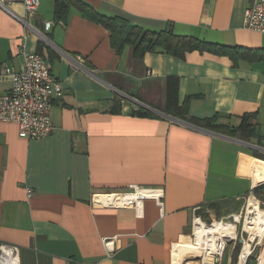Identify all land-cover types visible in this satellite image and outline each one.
I'll use <instances>...</instances> for the list:
<instances>
[{"label":"crops","instance_id":"obj_1","mask_svg":"<svg viewBox=\"0 0 264 264\" xmlns=\"http://www.w3.org/2000/svg\"><path fill=\"white\" fill-rule=\"evenodd\" d=\"M56 2L39 0L30 17L22 0L0 7V67L20 70L23 44L51 63L62 89L46 137L22 138L0 121V241L20 247L21 264H190L196 217L231 216L247 195L264 194V39L244 24L248 0H65L61 18ZM78 2L227 50L137 55L127 42L117 51ZM169 77L190 121L167 113ZM11 84L0 75V94ZM245 116L256 135L226 133ZM131 185L160 190L162 204L98 203H122L97 194Z\"/></svg>","mask_w":264,"mask_h":264},{"label":"built area","instance_id":"obj_2","mask_svg":"<svg viewBox=\"0 0 264 264\" xmlns=\"http://www.w3.org/2000/svg\"><path fill=\"white\" fill-rule=\"evenodd\" d=\"M11 1L13 0H0V7L8 10L7 5ZM22 2L27 17L32 16L38 7L39 0H22ZM17 18L23 24H27L26 19ZM244 24L248 29L261 33L264 39V0H248V5L244 11ZM46 25L48 27L50 23L47 22ZM20 51L23 54V64L20 70H14L11 67H0V75L9 76L12 82L10 89L0 94V121L16 123L18 135L22 138L39 139L46 137L53 130L49 110L53 99L62 94V89L51 74V63L48 60L37 52L26 51L23 44L20 45ZM80 62L81 59L77 57L73 64L77 66ZM108 194L121 197L122 203H102L100 201L98 203L139 207L143 199L152 198L159 206L162 204V193L160 190L145 189L137 185H131L126 191L97 195ZM238 214L239 219L233 214L231 215L232 222H227L235 226L233 233L229 237H226L225 233L221 232L215 234L214 238H212L210 232H205L200 234L199 240L195 233V226L198 224L196 223L197 218L202 219L196 217L193 220L190 236L195 248L189 254L199 258L201 264H219L220 259L228 248V244L238 237L236 224L240 222L242 212ZM246 216H244V220ZM202 222L208 226L213 225L215 221L206 222L202 220ZM220 222L223 221L220 220ZM108 242L105 240V244ZM245 244H243L238 254V263L241 262V264H248V259L254 251L250 243H247L249 246L248 251L243 254ZM19 252L20 247L18 245L0 241V264H21ZM256 260V264H258L259 258Z\"/></svg>","mask_w":264,"mask_h":264},{"label":"trees","instance_id":"obj_3","mask_svg":"<svg viewBox=\"0 0 264 264\" xmlns=\"http://www.w3.org/2000/svg\"><path fill=\"white\" fill-rule=\"evenodd\" d=\"M64 1L65 0H57L55 5V12L58 14L59 18L64 15ZM76 6L81 12L82 16L94 22L101 23L110 31L111 45L117 51H119L122 46L127 42H131L134 44L137 55H141L147 50H154L156 47H159L166 52L179 56H183L185 52L193 49L208 50L214 53H221L227 50L226 47H221L222 49L218 48L217 50H214L213 46L209 43L200 42L196 39L185 36L179 37L176 36L172 31L167 29L158 33L143 31L139 27L130 25L125 20L109 18L99 15L97 11L93 10L92 8L83 3L78 2L76 3ZM243 52L245 53V51L240 48L233 49V53L240 54ZM177 91V78L169 77L167 85V113L172 116H176L184 120L190 121V119L186 115V106L178 104ZM136 113L140 116L151 115L150 112L142 109ZM191 122L198 126L214 130H218L219 128L218 125H215L210 120H191ZM236 132H240L243 137H250L256 135V130L250 127V123L248 122V116H245L243 118L241 124L236 129H226V133L229 134H234Z\"/></svg>","mask_w":264,"mask_h":264},{"label":"rangeland","instance_id":"obj_4","mask_svg":"<svg viewBox=\"0 0 264 264\" xmlns=\"http://www.w3.org/2000/svg\"><path fill=\"white\" fill-rule=\"evenodd\" d=\"M250 196L251 197L254 196L258 200V204L261 210L264 212V194L263 193L261 194L257 192L252 193V194L247 195L244 199H242V201L239 204V210L235 212L236 214L242 212L240 222L236 224L238 237L233 242H230L228 244V248L226 250L225 258H224V261H226V258H227L226 264H238V254L243 244H245L246 242L250 243L251 247L254 248V251L252 252L250 258L248 259V264H256L257 262L256 259L258 258V256H261V257L263 256L262 253L264 250V233L261 237L258 234H254V236H250V233L248 231L246 232V229L243 228L244 223H245L244 216L247 215V204H248V200ZM220 220L226 223L232 222V216L221 214V215L215 216L214 219H210V221L208 222L220 221ZM241 233H242V237H241ZM252 237H255V238L252 239ZM187 258H186L187 259L186 262L191 261V263L200 264L199 258H195L191 255H188Z\"/></svg>","mask_w":264,"mask_h":264},{"label":"bare ground","instance_id":"obj_5","mask_svg":"<svg viewBox=\"0 0 264 264\" xmlns=\"http://www.w3.org/2000/svg\"><path fill=\"white\" fill-rule=\"evenodd\" d=\"M106 196L111 197V198H119L118 200L122 201V198L117 197V195L108 194ZM250 197H249L248 204H247V216L245 218V223H244L243 228L246 229L250 233V236H254V234H258L261 237L264 233V212L261 210V208L258 204V200L254 196L251 198ZM104 200H107V199H104ZM118 200H109V201H118ZM235 216L237 219H239L238 213ZM196 221H197L196 223H198V224H196V226H195V233L197 234L198 240L200 239V234L205 233V232H207V233L210 232L212 234V236H211L212 238H214L213 236L215 234L221 233V232H224L225 236L229 237L233 233L234 228H235V226L232 224L223 223L220 221H215L213 225H208V226L203 224L202 220H200L198 218ZM194 246H195L194 243L189 245L188 251H187V257H188V255H190L189 253L191 251H194V248H195ZM248 247L249 246L246 243L244 246V249H243V254L246 251H248ZM258 258H259L258 264H264V254L262 257L258 256ZM241 260H242V258H241ZM238 264H241V262H239Z\"/></svg>","mask_w":264,"mask_h":264}]
</instances>
